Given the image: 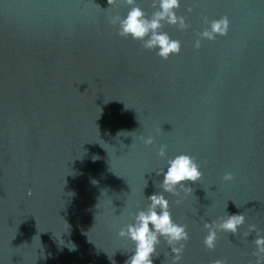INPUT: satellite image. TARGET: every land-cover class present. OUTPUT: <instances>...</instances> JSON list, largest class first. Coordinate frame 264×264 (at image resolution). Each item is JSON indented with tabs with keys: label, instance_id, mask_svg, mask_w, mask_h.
<instances>
[{
	"label": "water",
	"instance_id": "1",
	"mask_svg": "<svg viewBox=\"0 0 264 264\" xmlns=\"http://www.w3.org/2000/svg\"><path fill=\"white\" fill-rule=\"evenodd\" d=\"M151 4L137 0L149 17ZM127 11L119 0L115 8L0 0V264H125L134 245L118 233L162 192L157 173L179 154L203 174L185 183L192 193H164L190 237L179 264H255L253 240L264 236V0H180L189 27L162 29L182 45L167 60L117 35L109 18ZM223 16L227 35L195 48ZM240 214L238 233L218 231L206 249L205 222ZM250 225L257 232L245 237ZM172 260L162 240L153 264Z\"/></svg>",
	"mask_w": 264,
	"mask_h": 264
},
{
	"label": "clouds",
	"instance_id": "2",
	"mask_svg": "<svg viewBox=\"0 0 264 264\" xmlns=\"http://www.w3.org/2000/svg\"><path fill=\"white\" fill-rule=\"evenodd\" d=\"M110 7L115 8L118 0H107ZM122 5L128 6L125 16L119 14L109 18V23L118 25L117 35L123 38L131 37L133 40L142 42V48L147 50H157L156 55L167 60L170 55H178L181 52V41L172 39L167 32L162 31L165 25L176 26L179 30H186L189 24L185 18L177 15L180 8V0H152L151 6L155 9L149 17L145 11L137 5V0H119ZM191 11V8L188 9ZM207 23V18L205 17ZM229 20L227 16L212 20L210 26L197 35L200 39L195 41L194 47L199 49L201 39L215 40L217 36L227 35ZM145 145H152L154 138L140 137ZM164 157L166 146L161 145L157 153ZM167 170H161L157 174L163 175V180L159 184L162 192L147 197L149 201L145 210L131 213L134 223L121 228L118 235L132 241L133 255L125 264H153V256L157 254V247L163 240L171 249L173 254L172 264H179L187 241L190 239L187 226L177 224L169 210V200L164 193H169L179 197L180 190L185 193H192V189L185 186L186 182H197L202 178L200 165L195 158L188 154H179L167 161ZM223 179L231 181V172L225 173ZM179 189V190H178ZM31 195V192L28 193ZM181 201L176 200L179 204ZM245 222V216L227 215L219 222H205L204 227L208 229V234L204 238V246L208 250L216 247L217 232L238 233V229ZM253 231L257 232L255 225H250L245 237ZM256 250L252 253L256 257L255 264H264V236L258 232L253 240ZM213 264H227L225 260L217 259Z\"/></svg>",
	"mask_w": 264,
	"mask_h": 264
}]
</instances>
